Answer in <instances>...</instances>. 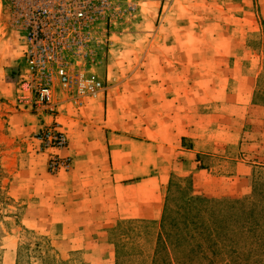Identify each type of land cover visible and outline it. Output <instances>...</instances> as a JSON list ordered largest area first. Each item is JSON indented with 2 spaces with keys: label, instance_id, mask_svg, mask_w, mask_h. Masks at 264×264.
<instances>
[{
  "label": "rangeland",
  "instance_id": "1",
  "mask_svg": "<svg viewBox=\"0 0 264 264\" xmlns=\"http://www.w3.org/2000/svg\"><path fill=\"white\" fill-rule=\"evenodd\" d=\"M115 2L88 70L103 92L58 90L36 112L18 99L22 35L0 0V264H152L166 198L182 213L176 185L226 199L264 179V0ZM49 126L66 147L41 143ZM54 153L68 170H49ZM78 160L93 161L81 206L96 224L71 230L62 176Z\"/></svg>",
  "mask_w": 264,
  "mask_h": 264
},
{
  "label": "built area",
  "instance_id": "2",
  "mask_svg": "<svg viewBox=\"0 0 264 264\" xmlns=\"http://www.w3.org/2000/svg\"><path fill=\"white\" fill-rule=\"evenodd\" d=\"M8 20L22 35L25 72L18 99L33 111H53L58 90L73 92L74 98L95 97L104 84L88 73L97 44L99 24L116 14V0H7ZM54 150L67 145L58 126H49L39 136ZM55 154V153H54ZM70 164L55 154L53 173Z\"/></svg>",
  "mask_w": 264,
  "mask_h": 264
},
{
  "label": "trees",
  "instance_id": "3",
  "mask_svg": "<svg viewBox=\"0 0 264 264\" xmlns=\"http://www.w3.org/2000/svg\"><path fill=\"white\" fill-rule=\"evenodd\" d=\"M185 184L176 185L184 194L178 218L166 198L152 264H264V179L254 178L250 195L226 199L194 194L191 181Z\"/></svg>",
  "mask_w": 264,
  "mask_h": 264
},
{
  "label": "crops",
  "instance_id": "4",
  "mask_svg": "<svg viewBox=\"0 0 264 264\" xmlns=\"http://www.w3.org/2000/svg\"><path fill=\"white\" fill-rule=\"evenodd\" d=\"M70 147L71 145H68L66 150L69 151ZM91 163H93V161L91 160H78L76 161V163L74 162L72 168L62 176L64 190L67 189V204L65 208L67 210L66 214L69 215V224H71V230H80L83 226L87 228L86 225L96 224L93 217L87 218L89 221H85L86 216L96 213L95 209L92 208L87 210V208H85V212H83L81 206V204H84L85 202V192L87 191L86 188L84 190V186L81 182V177L84 176L85 173H87V170L85 168ZM82 215H85V217L83 216L82 218Z\"/></svg>",
  "mask_w": 264,
  "mask_h": 264
}]
</instances>
